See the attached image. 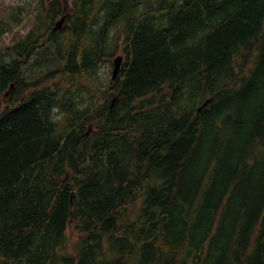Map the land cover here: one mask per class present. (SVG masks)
Listing matches in <instances>:
<instances>
[{"label": "trees", "instance_id": "16d2710c", "mask_svg": "<svg viewBox=\"0 0 264 264\" xmlns=\"http://www.w3.org/2000/svg\"><path fill=\"white\" fill-rule=\"evenodd\" d=\"M26 1L0 47V264H264V0H69L61 33L62 0Z\"/></svg>", "mask_w": 264, "mask_h": 264}, {"label": "rangeland", "instance_id": "374dc122", "mask_svg": "<svg viewBox=\"0 0 264 264\" xmlns=\"http://www.w3.org/2000/svg\"><path fill=\"white\" fill-rule=\"evenodd\" d=\"M25 3L28 8V12L25 17L21 20L19 24H14L8 17L9 13L12 12V9L18 5ZM27 2L26 0H0V20L8 19L10 22V30L3 33L0 37V47L6 51L11 45L16 43L19 39H21L34 25L36 21V13L34 7L36 5ZM56 44L53 42H46L42 47L36 48L35 53L32 54L29 62L23 66L24 68V77L26 81H30L33 79V73L38 72L39 62L44 59H49L50 64L53 67L56 63ZM120 47L118 48L116 53H120ZM112 65L109 62H101L99 67V72L105 76V78L110 79ZM108 81V80H107ZM1 102V101H0Z\"/></svg>", "mask_w": 264, "mask_h": 264}, {"label": "water", "instance_id": "95a60500", "mask_svg": "<svg viewBox=\"0 0 264 264\" xmlns=\"http://www.w3.org/2000/svg\"><path fill=\"white\" fill-rule=\"evenodd\" d=\"M64 12H65V13H64L63 15H61V17L58 18V19L55 21V23H54V25H53V27H52V29H53L54 31L61 30V29L64 27V25H66V13L69 12V11L67 10V6H66V5H64ZM122 60H123V57H122L121 55H118V56H116V57L113 59V69H112V74H111L112 79H115V78H116V76H117V74H118V72H119V70H120V68H121ZM13 87H14V85L12 84V85H11V88H13ZM7 93H8V92H7ZM7 93H6V94H7ZM213 99H214V95H212L211 97L206 98V99L202 102V104L197 108V110L199 111L202 107H204V106H206L207 104H209Z\"/></svg>", "mask_w": 264, "mask_h": 264}]
</instances>
